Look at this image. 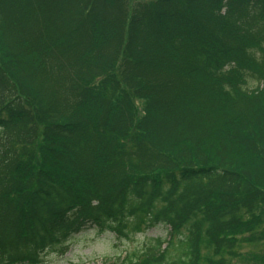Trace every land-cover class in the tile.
<instances>
[{
  "label": "trees",
  "instance_id": "16d2710c",
  "mask_svg": "<svg viewBox=\"0 0 264 264\" xmlns=\"http://www.w3.org/2000/svg\"><path fill=\"white\" fill-rule=\"evenodd\" d=\"M159 224L100 264H264V0H0V264Z\"/></svg>",
  "mask_w": 264,
  "mask_h": 264
},
{
  "label": "rangeland",
  "instance_id": "374dc122",
  "mask_svg": "<svg viewBox=\"0 0 264 264\" xmlns=\"http://www.w3.org/2000/svg\"><path fill=\"white\" fill-rule=\"evenodd\" d=\"M136 1L140 0H128V6L132 7ZM167 233L168 229L162 224L141 232H130L128 237L124 238H118L109 231L99 233L94 228H88L71 237L65 253L58 254L53 251L45 253L41 264H100L104 259L125 260V256L143 250L153 243L154 238L166 239ZM247 250L249 249L246 248L244 252H248ZM237 260H244L245 264L250 262L249 258L242 256L233 262L238 263Z\"/></svg>",
  "mask_w": 264,
  "mask_h": 264
}]
</instances>
